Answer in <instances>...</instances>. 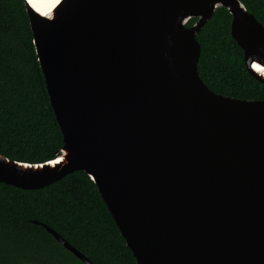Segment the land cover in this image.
Wrapping results in <instances>:
<instances>
[{"label": "water", "instance_id": "95a60500", "mask_svg": "<svg viewBox=\"0 0 264 264\" xmlns=\"http://www.w3.org/2000/svg\"><path fill=\"white\" fill-rule=\"evenodd\" d=\"M25 2L64 145L36 164L0 153V182L40 189L85 172L137 264H264V100L211 90L196 37L226 7L264 83L255 15L241 0H59L50 15Z\"/></svg>", "mask_w": 264, "mask_h": 264}, {"label": "trees", "instance_id": "16d2710c", "mask_svg": "<svg viewBox=\"0 0 264 264\" xmlns=\"http://www.w3.org/2000/svg\"><path fill=\"white\" fill-rule=\"evenodd\" d=\"M264 25V0H241ZM197 18H190L192 26ZM232 15L218 7L197 33L199 75L216 93L264 100V83L247 69L231 34ZM64 145L40 66L25 0H0V153L24 163L52 159ZM47 225L95 264H137L83 171L40 189L0 182V264H84Z\"/></svg>", "mask_w": 264, "mask_h": 264}, {"label": "snow or ice", "instance_id": "6c2138e0", "mask_svg": "<svg viewBox=\"0 0 264 264\" xmlns=\"http://www.w3.org/2000/svg\"><path fill=\"white\" fill-rule=\"evenodd\" d=\"M28 2L33 4L34 7L37 6L34 0H28ZM57 3H59V0H42L40 8L45 10V15H48Z\"/></svg>", "mask_w": 264, "mask_h": 264}, {"label": "bare ground", "instance_id": "6f19581e", "mask_svg": "<svg viewBox=\"0 0 264 264\" xmlns=\"http://www.w3.org/2000/svg\"><path fill=\"white\" fill-rule=\"evenodd\" d=\"M34 2L36 3L37 6H35L34 8H36L41 14L45 15V10L40 8V4L42 2V0H34ZM33 5V4H32ZM50 15V14H48ZM254 68L258 71V72H263V69L257 64H254Z\"/></svg>", "mask_w": 264, "mask_h": 264}]
</instances>
